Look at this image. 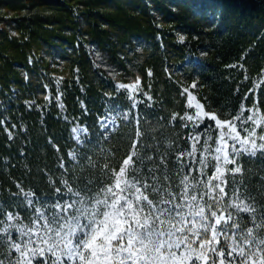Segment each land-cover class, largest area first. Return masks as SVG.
I'll return each mask as SVG.
<instances>
[{
    "label": "trees",
    "instance_id": "16d2710c",
    "mask_svg": "<svg viewBox=\"0 0 264 264\" xmlns=\"http://www.w3.org/2000/svg\"><path fill=\"white\" fill-rule=\"evenodd\" d=\"M137 78L132 109L116 86ZM184 88L223 120L253 98L264 111V0H0V205L13 204L17 185L52 202L62 178L96 191L108 182L100 168L118 169L137 127L160 153L189 147ZM117 110L129 122L117 117L104 132L100 119ZM241 163L258 185L264 161Z\"/></svg>",
    "mask_w": 264,
    "mask_h": 264
},
{
    "label": "snow or ice",
    "instance_id": "6c2138e0",
    "mask_svg": "<svg viewBox=\"0 0 264 264\" xmlns=\"http://www.w3.org/2000/svg\"><path fill=\"white\" fill-rule=\"evenodd\" d=\"M138 84L139 78L116 86L132 109ZM184 94L186 108L194 109L179 116L189 147L175 151L170 143L160 153L137 127L118 169L100 168L108 182L96 191L91 181L78 190L62 178L63 188L55 187L49 202L17 185L13 204L0 205V264H264V176L251 185L241 163L243 157L264 161V111L253 98L223 120L188 88ZM116 114L129 122V112ZM84 159L97 166L92 157Z\"/></svg>",
    "mask_w": 264,
    "mask_h": 264
},
{
    "label": "rangeland",
    "instance_id": "374dc122",
    "mask_svg": "<svg viewBox=\"0 0 264 264\" xmlns=\"http://www.w3.org/2000/svg\"><path fill=\"white\" fill-rule=\"evenodd\" d=\"M58 80V79H57ZM136 81H133V82H129V83H118V84H125V85H129V84H134ZM138 87H139V84H138ZM129 91H132V90H129ZM190 91V90H189ZM192 92V91H191ZM136 92L133 91V95H135ZM193 95L196 97L195 93L192 92ZM185 95V99H187V94H184ZM197 99V97H196ZM198 100V99H197ZM199 101V100H198ZM195 103V101H194ZM192 111H194V109H192ZM207 111V110H206ZM248 115V114H247ZM115 117V119H114ZM117 114L116 113H109L107 115H105L102 119H101V123H102V128L105 130L104 132L110 130L111 128H113L115 125H116V121H117ZM226 120V119H225ZM214 123V122H213ZM104 125H107V128L104 127ZM76 129H80V128H76ZM82 129V128H81ZM79 133L78 132H75L74 136L75 138H78L77 134ZM243 134V133H242Z\"/></svg>",
    "mask_w": 264,
    "mask_h": 264
}]
</instances>
